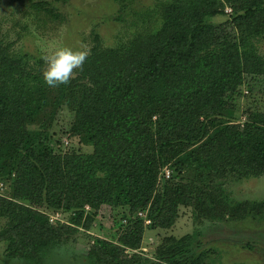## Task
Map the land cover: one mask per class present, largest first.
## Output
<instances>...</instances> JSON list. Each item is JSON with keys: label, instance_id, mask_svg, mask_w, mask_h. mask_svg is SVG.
<instances>
[{"label": "trees", "instance_id": "1", "mask_svg": "<svg viewBox=\"0 0 264 264\" xmlns=\"http://www.w3.org/2000/svg\"><path fill=\"white\" fill-rule=\"evenodd\" d=\"M31 1L60 18L52 2L66 0ZM227 5L231 19L214 23ZM152 12L153 23L117 47L95 37L82 69L56 87L0 35V241L10 257L41 264L72 234L46 211H71L81 225L90 207L89 227L120 208L119 244L93 247L101 264H210L180 251L141 263L129 252L141 246V210L149 229L171 227L181 207L212 221L264 216V201L226 192L230 181L264 177V0H171ZM63 107L73 114L69 138L90 152L58 147Z\"/></svg>", "mask_w": 264, "mask_h": 264}, {"label": "rangeland", "instance_id": "2", "mask_svg": "<svg viewBox=\"0 0 264 264\" xmlns=\"http://www.w3.org/2000/svg\"><path fill=\"white\" fill-rule=\"evenodd\" d=\"M171 0H66L52 2L53 10L60 18L49 16L45 11H37L38 5L31 0H0V35L10 48L19 54H27L35 68L45 70V58L61 48L86 51L89 54L99 36L107 48L117 47L128 41L146 25L153 23L158 5ZM121 3H127L123 8ZM234 10L226 6L225 14L213 19L216 24L231 19ZM264 55V40L261 42ZM41 61V64L38 62ZM75 74L72 75V77ZM247 101V99H245ZM244 102V100H243ZM73 114L63 107L53 124V131L59 133L63 145L59 148H81L90 152L91 148L78 144L69 138L68 130ZM246 118H241L245 122ZM68 143V144H67ZM169 173V177L168 174ZM173 171L166 169L165 179L172 177ZM164 178H162L161 182ZM226 192L235 201H264V177L251 178L240 183L230 181ZM8 184L0 182V196H5ZM46 211V210H43ZM92 210L87 207L83 224L76 225L70 212H47L52 217L59 214L53 226L71 227L70 236H65L60 244L43 253L41 264H101L93 255V247L98 241L119 244L124 229H120L121 209L115 210L112 218H98L89 222L87 215ZM149 210H141L138 216L146 223L139 250H131L145 260L158 259L159 253H176L196 257L207 254L210 264H264V216L247 219H226L212 221L198 218L194 207H181L176 222L169 228H151ZM114 219V220H113ZM113 220V221H112ZM58 222L59 224H57ZM118 222V223H117ZM4 220L0 219V230ZM181 241V245L174 243ZM8 245L0 241V264H31L23 258H13L7 252ZM188 256V257H189ZM185 257V256H184ZM197 258V257H196ZM91 259V260H89ZM181 260V259H179ZM159 264H169L158 260Z\"/></svg>", "mask_w": 264, "mask_h": 264}, {"label": "clouds", "instance_id": "3", "mask_svg": "<svg viewBox=\"0 0 264 264\" xmlns=\"http://www.w3.org/2000/svg\"><path fill=\"white\" fill-rule=\"evenodd\" d=\"M87 55L86 51L65 47L47 56L43 72L45 83L50 87L69 83L74 72L82 69Z\"/></svg>", "mask_w": 264, "mask_h": 264}, {"label": "built area", "instance_id": "4", "mask_svg": "<svg viewBox=\"0 0 264 264\" xmlns=\"http://www.w3.org/2000/svg\"><path fill=\"white\" fill-rule=\"evenodd\" d=\"M167 174H168V177H169L170 174L169 173H167ZM58 218H59V214H57L56 217H52L51 218V223L54 222L55 220H59ZM56 223H58V222H56Z\"/></svg>", "mask_w": 264, "mask_h": 264}]
</instances>
